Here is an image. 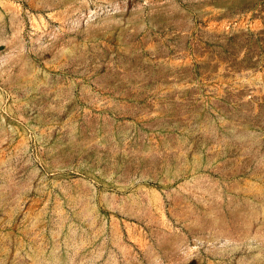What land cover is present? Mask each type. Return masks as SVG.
<instances>
[{
	"label": "rangeland",
	"instance_id": "374dc122",
	"mask_svg": "<svg viewBox=\"0 0 264 264\" xmlns=\"http://www.w3.org/2000/svg\"><path fill=\"white\" fill-rule=\"evenodd\" d=\"M0 264H264V0H0Z\"/></svg>",
	"mask_w": 264,
	"mask_h": 264
}]
</instances>
